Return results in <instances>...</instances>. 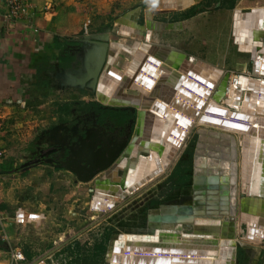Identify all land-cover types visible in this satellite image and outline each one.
Returning <instances> with one entry per match:
<instances>
[{"label": "rangeland", "instance_id": "rangeland-1", "mask_svg": "<svg viewBox=\"0 0 264 264\" xmlns=\"http://www.w3.org/2000/svg\"><path fill=\"white\" fill-rule=\"evenodd\" d=\"M148 1L63 0L67 13L72 15L69 19L70 35L105 41L106 32H119L118 20L123 15L141 9L138 24L131 15L127 26L135 23L151 31L142 41L145 45L170 48L195 62L211 65L224 72L228 83L233 76L244 78L253 72L251 54L240 47L245 42L239 34L241 19L243 14L264 7V0H154L149 8ZM158 22L181 23L182 28L167 31L156 24ZM128 36L122 37V45L127 47V59L125 54L121 55L117 68L114 67L117 70H122L123 62L128 67L134 55L135 59L139 56L138 44ZM89 47L88 51L92 46ZM68 48L70 46L66 45ZM86 54L84 62L88 58ZM112 69L109 67L106 72L110 70L114 75L109 76L110 80L119 85L122 75ZM112 89L108 90L113 94ZM91 94L89 87L81 96L68 95L65 104L72 107L65 113V122L45 124L46 138L37 143L35 156L30 154L25 158L26 162L34 159L33 163L24 167L29 169V174L23 176V171H20L0 193V264H109L112 244L121 235L155 236L159 231L175 233L179 237H210L219 244L222 241L230 243L223 239L222 231L232 221L237 248L236 264H264V237L260 243L247 242L244 237L247 226L239 221L242 210L239 201L247 195L241 187L238 158L232 159L239 181L235 184L237 190L230 192L228 208L233 210L228 220L220 213L196 216L194 224L168 219L159 224L151 220L152 213L170 206H185L196 197L198 184L195 186L194 180L201 172L198 163H208L207 154L211 152V147L222 149L224 142L222 134L217 136L211 131H202L203 127L195 131L178 158L157 181L132 197V194L127 198L116 196L118 206L115 209L95 211L97 181H105V170L118 160L135 137L140 111L133 107H110L99 100L91 106L84 103L86 99L80 101V97H91ZM111 114L120 116L122 123L112 117L106 119ZM224 156L225 153L220 151L221 160ZM222 165L218 169L221 174L228 163L223 161ZM228 170L231 178L234 168L228 167ZM122 171L118 170L119 177H122ZM206 173L207 177L211 174L209 170ZM206 187L209 199L210 184L207 183ZM20 210L41 214L42 222L24 224L14 221L16 212ZM162 215L169 216L168 213ZM21 255L23 257L19 258Z\"/></svg>", "mask_w": 264, "mask_h": 264}, {"label": "bare ground", "instance_id": "bare-ground-1", "mask_svg": "<svg viewBox=\"0 0 264 264\" xmlns=\"http://www.w3.org/2000/svg\"><path fill=\"white\" fill-rule=\"evenodd\" d=\"M131 12H135V11H131ZM132 16L134 19L133 21H135V23L138 24L139 17L138 18L137 16L135 17L134 13L132 14ZM255 16L250 15L248 13H245L242 15V19H241L242 26H241L240 33H239L242 41H245L240 44L241 49L245 50L246 52L250 54L253 50L258 48V45L257 43H251L249 41L250 37L249 38L246 37L247 31L245 29L248 28L249 26L256 27V25L259 24L260 20L255 19ZM251 17H253V19H250ZM129 19L121 18L120 21L118 20L119 21L118 25L122 27L124 35H127V36L129 35L128 37L131 38V41L138 44V47L140 49L137 52L139 55L138 60L139 58L140 60H139V63L135 64L136 67L134 68L135 69L134 73L132 75L130 74L131 76L126 78V81L124 84H122L123 82V77H122L121 82L118 86L120 87L121 91L117 92V94H115V97L116 99H119L120 102H122L121 96L122 94H126L127 98L125 97L126 99L125 98H122V99L130 100L127 102V104L133 103L136 106L140 107L141 113L144 114L143 116L144 123L142 126L143 128L141 129V134L136 140L137 142H135V145L133 147L132 154L128 158L125 157V159L122 160L113 169V171L109 173V176L115 180L121 179V177L117 175V172L118 170H124V171L128 170L129 172L130 170L129 169L125 170V168L128 167L127 161L130 160V161L135 162L136 164L135 169H133L129 173V179H131L136 175V171L138 170L143 171L144 169L147 168V166L150 168L155 167L156 164H155L154 158L158 157L160 159L163 172L160 175H158L154 180H151L150 182H148L144 187L137 190V191H140L144 189L146 186L150 185V183H152L153 181H157L161 176H163L164 173L167 172L169 165L178 158L180 152L182 151V149H184L190 137L195 133L196 130L200 129L199 127H203V129H201L202 131H206V132L211 131L212 133H215L217 136L222 134L224 138V142L222 141L223 142L222 149L219 148L218 146L211 147L212 149L211 152L207 154L209 156L208 159H210L209 161L207 160L208 163L207 162L198 163V168L201 169L200 174L198 173L199 174L198 178H196L197 179L196 182L198 184V188L196 190V197L198 199H194V200H191V202L185 203V206H190L189 204L191 203L193 207L194 206L197 207L196 210L194 211L195 212L194 216L193 215L183 216L182 221L181 220L177 221L180 208H178V206H170V207L164 208L160 212L152 213L151 220H154L159 224H164V222L167 219L170 221L182 222L183 224L187 222L193 223L196 216H206L207 214L210 215L211 213L213 214L220 213L223 216H225V218L228 220L227 217L228 215L232 214L231 210H233L232 208H228V205L231 203L230 192L234 193L235 190H237L235 184L238 183L239 181L238 176L236 174V170H235V163L232 162V159L234 160L238 158L239 165H240V168H239L240 177L239 178L241 179L240 180L242 184L241 187L243 188L241 189L245 191L247 195L245 198H243L242 201H239L241 204V209H242L240 216H239V221H240V224L244 223L247 226V231H245V235H244L245 240L247 242L260 243L262 241V236L254 235V233L251 232V228L253 227L254 223L264 226V101L262 102L259 101L257 103L250 102L249 101L250 94L253 93V91L248 89V86L247 84L244 83V81H245V78L247 80L251 79L252 81L256 79L258 80V82L259 80L260 82L264 81V76L261 75V71L264 72L263 71L264 69H261L258 73L253 69V72L248 77H244V78L233 76L230 83H228V81L227 82L225 81L227 77H225L224 72H222L221 70L213 66L202 64V62H193L194 61L193 59H192L193 61H189L185 58V55L178 54L179 55L178 56L176 53L171 54V52L168 50H167L168 53L166 52L159 53L158 51H156V53H153L154 49L152 46L154 45H145L142 42L143 39H146V37H148V34H150L148 32H151V31L150 30L148 31L147 29L144 30L138 27L137 25H135V23L127 26L128 21H130ZM144 31L148 33L147 36H144V33H145ZM256 32L261 34V31L259 29H257ZM259 34H256V36H258ZM245 43L247 44L244 45ZM256 54L260 56V58L264 59V47L262 46L261 48L257 49ZM150 55L159 62V65L154 64L153 61H150L148 59ZM146 61H148L149 63H152V65L156 68V73L158 74L157 78L151 77L147 74L148 77L151 78L153 82V85L151 87L146 86L144 84L145 83L144 81L140 82L134 79V76L138 72H140L141 65H143ZM105 72L106 70L104 71V73ZM189 72L195 75L197 79L194 77L193 79L198 82L197 84H200L199 86L202 85L204 86V88H207L206 90L209 92V94H208V97L207 96L203 97V90L193 88L194 93L200 92L199 97L198 96L196 97V95H193V94H191V96L188 97L185 95V93L183 94V96H177L178 99L179 98L181 99L182 97L181 99L182 103L187 101L183 98L188 97V100L191 102V104H188L190 105L189 107L192 110H197L199 112V115L196 116V118H194V117L189 116V114H187L189 113L190 110L187 112H178L182 114V116H185L186 118L189 119V122H191L192 127L182 128L183 130H185L187 136L185 139L177 138L178 142H180V147H176L170 142L169 143L166 142V136H168L169 128H170V120L171 119L174 120V118L170 115H168L167 117L163 115L167 114L166 109L168 108L167 106L170 101V98L172 97L174 98L176 95L175 94L176 91L174 89L175 81H178L179 79H181V77L183 78L187 76L190 77ZM113 76L114 75L112 74V77ZM198 79H200L201 81H205V82H201ZM130 80H131V84H130ZM224 82H226L225 86H223ZM111 85L113 86V84ZM190 87L191 86L189 85V88ZM125 88L127 89V93L126 92L123 93V90ZM134 89L140 90L139 93L131 94L128 92L129 90H134ZM135 96H139V100H136L134 98ZM200 101H202V103H199ZM125 102L126 101H124V103ZM203 102L205 103V105L202 108H199L198 106H196L198 105V103L203 104ZM194 104H195V107H194ZM210 104L213 106L209 108L208 106ZM218 109H221V110L225 109V110H229L230 112L236 111L241 114L250 113L253 120L250 122H246L245 124L255 126V128L249 132H242L236 129H227V128L225 129L224 126L205 123L201 121V117L205 114L210 116V118L215 117L221 120L230 119L229 117L224 118V116H221V114H218V112H216V110ZM172 110L174 113L179 111V110H175V108H172ZM155 113H158V114L164 113L163 115H161L163 116L164 123H159L158 121L156 122V120L154 119ZM256 119L257 120L259 119V121H256ZM245 142L248 148L246 149V152L244 154L243 146ZM143 145H145L146 148H149L150 151L154 154L155 157L152 160L142 159L143 157H145L141 155V153H144L143 148L145 149ZM160 147H162L163 149L159 150ZM220 151L225 153V156L222 160L220 159ZM147 156L148 155L146 154V157ZM204 160H206V157ZM223 161H225V163H228L229 168L234 167L233 173H234L235 182H234L233 191L230 190L231 184H229V190L224 191L222 190V187L224 185L221 184L220 182L219 183L215 182L216 181L215 178H217L218 180L222 178L223 172L221 174V172H218L219 171L218 169L222 168ZM206 169H208L211 172V174L208 177L206 173L208 170ZM231 175L233 176V174ZM210 176H213V177H210ZM207 183L210 184L209 192H208L210 194V197L208 196L209 199H207L206 197V192L208 191L206 187ZM97 193H98V196L94 198L96 201L93 205V209L95 211L96 210L104 211L110 208L115 209L118 206L117 198H121V197L125 198L131 194L130 191L127 190V188L121 187V185L119 184H114V186H111L107 184L106 182L104 183L102 182V185L99 187V191H97ZM116 196H120V197L116 198ZM102 199H107L108 201H110V203H114V204L109 205L103 202L98 204L97 201H102ZM244 200L247 201L246 203H248V205L244 204L243 202ZM91 201L89 205H91ZM234 201L235 199H233V203ZM195 202H197L196 205H195ZM225 204H227V206L223 207L222 205H225ZM220 210H225V211L221 212ZM167 213L169 214V216L167 215V217L166 216L163 217L162 214H167ZM182 214H185V212L184 213L182 212L181 215ZM39 220L41 221L40 216H30L29 213L28 215H26V213L25 214L21 213V216H19V219L17 221L23 222L24 224H26V223L36 222ZM223 231H222L223 239H227L228 241H230V243L231 242L235 243L234 238H233L235 236L232 232L233 230H231V227L230 226L226 227L225 232L227 234V237H225ZM237 232L239 234L238 230ZM128 237H130V239H128ZM168 237L170 238L165 239L162 242L165 244L166 243L182 244L183 243L182 240L185 239L184 242H186V244H192L193 241L197 240L198 238L195 235H187V236L183 235L179 237V236H174L173 234L169 235ZM137 239L139 238L138 237L134 238L131 235L123 237V242H125L124 244L125 247L126 245H128L127 242L129 240L138 241ZM205 239H210V237L205 238ZM144 241L146 243L151 242L150 240H147V241L144 240ZM223 244H224L223 241L220 244L217 242H214V244H212L211 247L208 248L212 250V254L210 256H204V255L182 256L178 254L176 255H172V254L161 255L160 254L159 255V254H154L152 250H147L145 247H144L145 250L143 253H139L135 251L126 252L124 250H121V252L117 253V256L123 257L125 255L124 257H126V256L142 255V256L150 257V256L158 255V256H167L168 259L174 258V257L175 258H178V257L196 258L197 260H199L198 264H233V263L235 264V262L232 261V247L229 245L226 246ZM114 246H115V242L112 244V247L110 250L109 264H113L111 263V257L113 254L112 250ZM235 246H236V243H235ZM116 264H123V263L117 262ZM172 264H177V263H172Z\"/></svg>", "mask_w": 264, "mask_h": 264}, {"label": "crops", "instance_id": "crops-1", "mask_svg": "<svg viewBox=\"0 0 264 264\" xmlns=\"http://www.w3.org/2000/svg\"><path fill=\"white\" fill-rule=\"evenodd\" d=\"M32 2L35 9L30 17L15 21L8 18L6 6L0 1V117L5 122L0 137V193L20 171H23L21 173L23 176L29 174V169L24 167L33 163L34 159L26 162L25 158L30 154H36L37 143L46 138L45 124L51 121L65 122V112L62 108L72 107L65 104L68 95L81 96L85 90L78 81L83 79L81 75L84 74L85 53L90 46L85 40L89 38L70 35L72 30L69 19L72 15L67 13L63 0ZM262 8L264 7L259 9ZM122 32L120 27L118 33L106 32V40L99 39L114 43L107 68H113L112 71L115 73H121L124 84L126 78L134 73L133 66L140 58L135 59L134 55L128 67L123 62L122 70L114 68L121 60V55L125 54L127 59V47L122 45L124 41L122 37L127 38V35ZM115 41L119 44L116 45ZM66 45L70 46V49L67 50ZM85 47L86 49H83ZM187 59L192 58L188 56ZM110 84L114 85L112 89L114 93L106 89L102 97L107 104L115 100V94L121 91L114 81L110 80ZM86 89L88 90L87 87ZM90 90L93 96L80 97V101L86 99L84 103L96 104L99 100L98 92ZM139 91L129 90L131 94H138ZM121 101L124 102L122 98ZM129 104L140 111L135 104L128 103L127 106ZM21 213L28 215L27 212L20 210L14 217L17 219ZM29 215L40 216L41 221L38 222H42L41 214L31 212Z\"/></svg>", "mask_w": 264, "mask_h": 264}, {"label": "water", "instance_id": "water-1", "mask_svg": "<svg viewBox=\"0 0 264 264\" xmlns=\"http://www.w3.org/2000/svg\"><path fill=\"white\" fill-rule=\"evenodd\" d=\"M49 2H52L53 0H48ZM154 2V0H149L148 1V8L150 7V5H152V3ZM141 12V9H137L135 12H129L125 15L122 16V19H129L130 16L134 13L135 17L137 16V18L139 17ZM248 14L250 15H257L255 16V19H259L260 22L258 25H256V27L253 26H249L248 28H246L245 30L246 32V37H250L249 41L251 43H257L258 48H261L262 46L264 47V42L262 43L261 41H264V9H256L253 10L251 12H249ZM250 19H253V17H251ZM249 19V20H250ZM139 20V19H138ZM120 21V20H119ZM156 24H159L162 26L163 30H176V29H181L182 25L181 23H163V22H158ZM142 27V26H140ZM257 29H259L261 31V34H259L257 31ZM256 34H259L258 36H256ZM144 36H147V32L145 31ZM235 36H236V42H237V32L235 30ZM261 39V41H260ZM86 43H88L89 45L92 46L91 50L86 52L88 58H86L85 62H84V66H83V73L82 76V80L78 81L79 85L82 86V88H86L87 84L90 87V89H92L95 92H98V98L99 101L110 106V107H115V108H127V107H133L130 106V104L127 106V102H120L119 99H115L113 100L110 104L105 103V101L102 99L103 94H105L106 92H103L106 90V88H110L112 89V85L110 84V75L111 71L109 70L108 72L104 71L106 70V68L109 65L110 59H111V55H112V50H113V46L114 43H110L108 41H100V40H90V39H86L85 40ZM259 43V44H258ZM237 44H239V42H237ZM154 45V44H153ZM154 51L153 53H156V51L160 52H166L168 53V51L171 52V54H180L174 50H171L170 48H166L163 46H159V45H154L152 46ZM257 49L253 50L251 52V58H252V62H253V67L254 70L258 73L261 69H264V59L260 58V56H258L256 54ZM168 50V51H167ZM179 56V55H178ZM148 59L150 61H153L154 64H158L159 62L152 57L151 55L148 57ZM264 71V70H263ZM151 77H158V74L156 73V68L152 65V63H149L148 61H146L143 65H141L140 67V72H138L135 76L134 79L137 81H144L145 85L148 87H151L153 85V82L151 80V78L148 77V75ZM190 77L187 76L185 78L181 77V79H179L178 81H175V91H176V95L173 98H170V101L168 103V108L167 110V114L163 115V114H158L155 113V117L154 119L156 120V122L158 121L159 123H164L163 121V116L167 117L168 115L172 116L174 118V120H170V128H169V133L168 136H166V142H170L171 144H173L176 147H180V142H178L177 138H186L187 134L185 132V130H183L182 128H191L192 124L191 122H189V119L186 118L185 116H182V114L178 113V112H187L189 111V116L196 118V116L199 115V112L197 110H192L188 105L191 104V102L188 100V97L191 96V94L196 95V97H199V93H194V89H199V90H203V97L207 96L209 92L206 90L207 88H204V86H199L200 84H197L198 82L195 81L193 79L196 78L195 75L191 72H189ZM146 75V76H145ZM261 75L264 76V72L261 71ZM192 76V77H191ZM167 78V76H166ZM191 81H190V80ZM197 79V78H196ZM133 80V79H132ZM199 81H201L200 79H198ZM225 81H228V78L225 79ZM257 81V82H255ZM201 82H205V81H201ZM226 82L223 83V86H225ZM207 83V82H206ZM245 84H247L248 89L252 90L253 93L250 94V102H259V101H264V81L262 82H258V80H247L245 78L244 81ZM130 84H131V80H130ZM189 85L191 86L189 88ZM188 86V87H187ZM193 86V87H192ZM88 87V88H89ZM187 88V89H186ZM194 88V89H193ZM187 92H186V91ZM100 92V93H99ZM185 93L186 96H188L187 98H183L185 100H187L186 102L182 103V97L181 99L177 98V96H183V94ZM198 94V95H197ZM120 97V96H118ZM127 98L126 94H122L121 98ZM216 97V96H215ZM125 98V99H126ZM136 100L139 99V96L134 97ZM181 100V101H180ZM199 103H202V101H200ZM196 105L199 108H202L205 103L203 102V104H199ZM170 105V106H169ZM213 105H209L208 107H212ZM189 107V108H188ZM195 107V104H194ZM133 108H137V107H133ZM172 108H175V110H179L177 112H173ZM216 112H218V114H221V116H224V118L229 117L230 119L228 120H221L219 118H215L212 117L210 118V116H208L207 114L203 115L201 117V121L205 122V123H210V124H216V125H220V126H224L225 129H236L242 132H249L252 129L255 128V126H251V125H246V122H250L253 120L252 116L250 115V113H246V114H241L239 112H230L229 110H221L218 109L216 110ZM185 114V113H184ZM163 115V116H161ZM138 116H139V121H138V128L136 130L135 133V137L133 138V140L131 141V143L127 146V148L124 150V152L121 154V156L118 158V160L112 165L110 166L108 169L105 170V181H97V191H99V187L102 185V182H106L107 184L114 186V184H119L121 185V187H125L127 188L128 191H130V193L132 194L130 197L134 196L135 193H137V190L144 187L148 182H150L151 180H154L158 175H160L163 172L162 166H161V162L160 159L158 157H155L154 154L150 151L149 148H146L145 145H143L145 147V149L143 148L144 153H146L148 156L143 157V160H152L154 157V161L156 166L155 167H148L146 169H144L143 171L138 170L136 171V175L129 179V173L130 171H132L133 169H135V162L133 161H127L128 163V167L125 168V170L129 169L130 171H122L123 175L121 177V179L115 180L112 177L109 176V173L113 171V169L122 161L125 159V157H129L132 154L133 151V147L135 145V142H137L136 140L138 139V137L141 134V129L143 128V123H144V114H142L141 112H138ZM188 119V120H187ZM256 121H259V119ZM259 124V123H258ZM183 139V140H184ZM247 144L245 142L244 146H243V153L245 154L246 149H247ZM163 149L162 147L159 148V150ZM234 168V167H233ZM233 176L230 179V172L228 171V167H225V172L222 174V178L220 180L216 179V183H221L224 186L222 187V190L224 191H228L229 190V184H231L230 186V190H234V173L232 172ZM213 177V176H210ZM214 179V178H212ZM195 180H197L195 178ZM194 180V185L196 186L197 182ZM227 193V192H226ZM228 194V193H227ZM98 196V193L96 192V197ZM129 197V198H130ZM127 198V197H125ZM128 198V199H129ZM194 199H198L197 197H195ZM95 200V199H94ZM247 200V199H246ZM244 200V204L248 205V203H246L247 201ZM96 201V200H95ZM98 204L103 202L105 204H111L113 205L114 203H110V201H108L107 199H102V201H97ZM95 203V202H94ZM197 204V202H195V205ZM190 206H184L181 204V206L179 207V214L177 217V221H182L183 219V215H181V213L185 212V214L188 215H193L194 211L196 210V206H192V204H189ZM194 205V204H193ZM21 216V215H20ZM19 219V216L16 220ZM226 226H230L231 230H234V223L233 221L231 223H227L225 225V227L223 228V233L225 235V237H227V234L225 232L226 230ZM262 229V230H261ZM251 232L254 233V235H259L264 237V226L259 225L257 223L253 224V227L251 228ZM173 234L174 236H180L178 234L175 233H169V232H165V231H159L157 235L155 236H144V237H138L139 239H137L138 241H131L129 240L127 243L128 245H126L125 247V242H123V235H121L119 237L118 240L115 241V246L113 247V254L111 257V263L116 264L117 262L119 263H123V264H172V263H177V264H198L199 260H197L196 258H187V257H178V258H169L167 256H150V257H146V256H142V255H134V256H126V257H119L117 256L118 252H121V250L124 251H135V252H139V253H143L144 252V247L147 250H152L154 254H161V255H182V256H187V255H191V256H198V255H204V256H210L212 254V250L208 249L209 247H211L212 244H214L215 241L211 240V239H201L200 237L197 238V240L193 241L192 244H186V242H184L185 239H183V243L179 244V243H163L162 241L165 239H168L170 237H168L169 235ZM132 237H136L131 235ZM128 239H130V237H128ZM144 240H150V243H146ZM224 244L226 246L230 245L232 247V261L235 262L236 264V257H237V248L235 246L234 242L231 243H225ZM234 264V263H233Z\"/></svg>", "mask_w": 264, "mask_h": 264}, {"label": "built area", "instance_id": "built-area-1", "mask_svg": "<svg viewBox=\"0 0 264 264\" xmlns=\"http://www.w3.org/2000/svg\"><path fill=\"white\" fill-rule=\"evenodd\" d=\"M4 3L7 9V16L9 19L15 21H22L28 19L31 12L35 9L32 0H0ZM5 127L4 120L0 117V137L3 134ZM23 257V255L18 256Z\"/></svg>", "mask_w": 264, "mask_h": 264}, {"label": "trees", "instance_id": "trees-1", "mask_svg": "<svg viewBox=\"0 0 264 264\" xmlns=\"http://www.w3.org/2000/svg\"><path fill=\"white\" fill-rule=\"evenodd\" d=\"M87 106H91V105H93L94 104V102H86L85 103ZM95 105V104H94ZM69 107H67V106H65V107H63L62 108V110L65 112V113H67V112H69ZM112 116V117H114L115 119H117V121L119 122V123H122V118L120 117V116H117V115H113V114H111V115H107L106 116V119L107 118H110V117ZM105 118H104V120H106ZM28 173V171L27 172H25L24 174L26 175Z\"/></svg>", "mask_w": 264, "mask_h": 264}, {"label": "flooded vegetation", "instance_id": "flooded-vegetation-1", "mask_svg": "<svg viewBox=\"0 0 264 264\" xmlns=\"http://www.w3.org/2000/svg\"><path fill=\"white\" fill-rule=\"evenodd\" d=\"M109 117H110V116H109ZM111 117H112V116H111ZM111 117H110V118H111ZM112 118H114V117H112ZM107 119H109V118H107ZM96 191H97V190H96ZM127 200H128V199H127Z\"/></svg>", "mask_w": 264, "mask_h": 264}]
</instances>
